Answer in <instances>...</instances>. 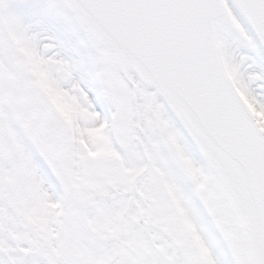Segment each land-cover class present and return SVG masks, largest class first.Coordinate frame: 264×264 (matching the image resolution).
Instances as JSON below:
<instances>
[{
    "label": "snow or ice",
    "instance_id": "snow-or-ice-1",
    "mask_svg": "<svg viewBox=\"0 0 264 264\" xmlns=\"http://www.w3.org/2000/svg\"><path fill=\"white\" fill-rule=\"evenodd\" d=\"M0 264H264V0H0Z\"/></svg>",
    "mask_w": 264,
    "mask_h": 264
}]
</instances>
